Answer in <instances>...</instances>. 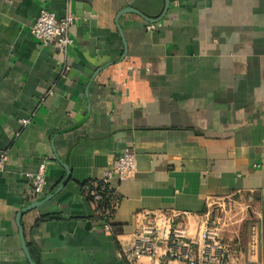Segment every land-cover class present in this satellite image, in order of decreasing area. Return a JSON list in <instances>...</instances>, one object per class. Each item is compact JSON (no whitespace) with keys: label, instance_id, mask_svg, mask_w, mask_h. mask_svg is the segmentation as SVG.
Masks as SVG:
<instances>
[{"label":"crops","instance_id":"obj_1","mask_svg":"<svg viewBox=\"0 0 264 264\" xmlns=\"http://www.w3.org/2000/svg\"><path fill=\"white\" fill-rule=\"evenodd\" d=\"M167 1L0 0V264H125L136 213L210 199L264 264V0ZM41 10L74 17L65 55L32 37ZM124 151L104 231L88 195Z\"/></svg>","mask_w":264,"mask_h":264},{"label":"built area","instance_id":"obj_2","mask_svg":"<svg viewBox=\"0 0 264 264\" xmlns=\"http://www.w3.org/2000/svg\"><path fill=\"white\" fill-rule=\"evenodd\" d=\"M74 17L66 15L61 19L47 10H41L30 28L35 41L42 48L50 47L57 54L65 55L73 42L68 31ZM152 24H146L148 31ZM28 121H21L27 125ZM45 157L37 171L28 175L29 188L26 199L39 196L46 184ZM5 156L0 155V169ZM135 171L134 154L124 151L114 159L102 174L96 191L89 194L94 204L105 203L112 207L114 191L112 179L120 181L129 179ZM231 205L227 201L210 199L203 214H189L177 210L158 209L140 211L134 216V231L118 241L119 253L125 264H260L257 260L244 256V252L231 231L234 226ZM101 228L110 231L108 219L111 208L100 210Z\"/></svg>","mask_w":264,"mask_h":264},{"label":"trees","instance_id":"obj_3","mask_svg":"<svg viewBox=\"0 0 264 264\" xmlns=\"http://www.w3.org/2000/svg\"><path fill=\"white\" fill-rule=\"evenodd\" d=\"M97 188H98V184H97V187H96V189H94V190H91V192L92 191H96L97 190ZM88 199L91 201V199H90V197H89V195H88ZM96 208H98V211L99 210H103V209H110L111 207H110V204H105V203H98V204H96Z\"/></svg>","mask_w":264,"mask_h":264},{"label":"water","instance_id":"obj_4","mask_svg":"<svg viewBox=\"0 0 264 264\" xmlns=\"http://www.w3.org/2000/svg\"><path fill=\"white\" fill-rule=\"evenodd\" d=\"M168 4L169 3L166 0L165 7H164V10H163V13H162L160 19H162L165 16V14H166V12L168 10ZM142 19L145 20V21H147V22H150V23H156V22H158L160 20V19H158V20H149V19H146L145 17H142Z\"/></svg>","mask_w":264,"mask_h":264}]
</instances>
